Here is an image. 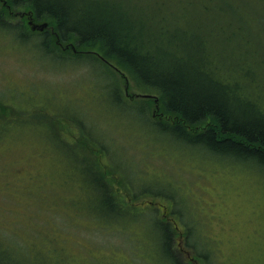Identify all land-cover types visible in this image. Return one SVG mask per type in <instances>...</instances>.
Returning a JSON list of instances; mask_svg holds the SVG:
<instances>
[{
  "label": "rangeland",
  "instance_id": "1",
  "mask_svg": "<svg viewBox=\"0 0 264 264\" xmlns=\"http://www.w3.org/2000/svg\"><path fill=\"white\" fill-rule=\"evenodd\" d=\"M7 2L0 0V9ZM200 4L209 7L210 0ZM121 5L143 10L141 20L157 29L181 30L192 22L193 13L180 14L176 0ZM8 13L2 18L13 25L24 21V10ZM16 35L0 28V250L8 248L14 261L25 253L31 264H176L183 257L175 249L183 247L198 257L197 264H264L259 172L168 146L135 108L152 112V104L139 97L156 91L110 70L113 80L94 61L60 60L34 38ZM113 82L132 108L115 102ZM31 112L43 121L29 119ZM6 113L30 116L7 120ZM53 117L61 119L63 135L68 127L75 133L73 146L101 160L123 207L109 202L98 175L86 167L88 158L59 143ZM78 122L90 130L95 148L90 150ZM172 228L179 230L176 245L167 244Z\"/></svg>",
  "mask_w": 264,
  "mask_h": 264
},
{
  "label": "trees",
  "instance_id": "2",
  "mask_svg": "<svg viewBox=\"0 0 264 264\" xmlns=\"http://www.w3.org/2000/svg\"><path fill=\"white\" fill-rule=\"evenodd\" d=\"M176 1L180 14L193 13L186 29H157L141 20L143 10H128L110 0H73L68 8L55 0H8L1 5L0 28L14 31L17 38H34L46 54L60 60L94 61L109 72L121 74L127 82L131 78L146 92L156 91L138 98L151 103L152 112L135 108L160 141L202 161L211 157L249 168V158L264 155V0H240L238 5H233V0H221L220 5L210 0L211 8L201 6L204 0ZM13 7L25 11L24 21L16 25L2 18L9 17ZM259 9L262 14H255ZM145 14L151 16L150 10ZM39 22L47 27L41 29ZM115 74H111L113 80ZM112 86L115 102L132 108L115 82ZM33 112L32 118L30 114L16 117L6 113L7 120L26 116L43 121ZM51 124L58 129L52 128L61 145L88 158L86 167L98 175L97 181L112 206L123 207L124 202L115 199L104 176L101 160L73 146L75 133L68 127V136L63 135L59 117ZM77 124L90 150L95 148L85 123ZM152 195L170 197L156 191ZM161 222L169 226L166 220ZM178 231L172 228L168 245H176ZM5 249L0 250L3 264H31L25 253L14 261V255ZM175 251L186 264L199 261L187 250Z\"/></svg>",
  "mask_w": 264,
  "mask_h": 264
},
{
  "label": "snow or ice",
  "instance_id": "3",
  "mask_svg": "<svg viewBox=\"0 0 264 264\" xmlns=\"http://www.w3.org/2000/svg\"><path fill=\"white\" fill-rule=\"evenodd\" d=\"M42 2L48 3L49 0H42ZM55 2L68 8L73 3V0H55ZM110 2L114 5H119L124 2V0H110ZM247 163L252 169L259 172V174L264 177V155L259 158L253 156L248 159ZM0 264H2V262H0ZM176 264H183V261L178 259Z\"/></svg>",
  "mask_w": 264,
  "mask_h": 264
},
{
  "label": "water",
  "instance_id": "4",
  "mask_svg": "<svg viewBox=\"0 0 264 264\" xmlns=\"http://www.w3.org/2000/svg\"><path fill=\"white\" fill-rule=\"evenodd\" d=\"M44 27H46V25H44ZM44 27L42 26L41 29H43Z\"/></svg>",
  "mask_w": 264,
  "mask_h": 264
},
{
  "label": "flooded vegetation",
  "instance_id": "5",
  "mask_svg": "<svg viewBox=\"0 0 264 264\" xmlns=\"http://www.w3.org/2000/svg\"><path fill=\"white\" fill-rule=\"evenodd\" d=\"M182 248V250H184L185 251V249L183 248V247H181Z\"/></svg>",
  "mask_w": 264,
  "mask_h": 264
}]
</instances>
